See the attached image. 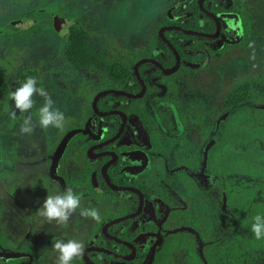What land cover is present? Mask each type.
<instances>
[{
	"label": "rangeland",
	"instance_id": "1",
	"mask_svg": "<svg viewBox=\"0 0 264 264\" xmlns=\"http://www.w3.org/2000/svg\"><path fill=\"white\" fill-rule=\"evenodd\" d=\"M170 1L0 0V229L4 227L3 223L12 222L14 225L10 231L29 232L33 240H41L57 223L46 222L37 210L47 194L72 188L77 194H82L81 208L64 226L70 235L66 234L63 239L87 243L85 237L90 232L93 219L80 215V212L86 205L92 206L95 200L92 192H84L82 187L76 185L75 188L70 183L74 179L82 180L87 173L88 165L82 158L84 147L74 142L72 146L76 143V150L70 147L64 152V148L79 130L86 128L87 132L98 136L109 129L110 124L91 114L90 104L102 87H121L125 82L110 77L109 65L118 54L122 55L127 50L135 52L141 47L159 25L164 10L177 22L194 23L195 16L190 10L192 0H181L175 5ZM214 3L228 6L234 1L209 2L210 5ZM243 6L250 19L251 32L242 44L224 54L198 55L199 68L186 66L169 77L174 83V93L158 76H150L149 88L142 98L152 125L158 128L161 153H165L161 156L164 170L158 187L167 195V201L163 203L159 197L147 200L139 218L129 228L130 231H139L136 236L138 244L142 245L139 258L144 247L161 235L158 227L161 220H157L155 212L162 216L169 210L194 211L199 219L197 230L180 226L178 217L165 232L189 231L201 254L205 242L211 240L218 244L232 234L235 220L223 218L222 212L227 210L225 195L219 190L221 186L214 184V176L204 170V159L197 173L187 163L196 162L200 127L216 121L220 113L225 116L224 102L232 85L242 81L243 84L246 82L245 87L251 86L254 91L258 89L255 106L264 108V0H248ZM235 13L236 9L223 8L220 17L225 28L223 36H237L239 28ZM63 21L68 26L66 35L56 28ZM202 22L200 19L196 21L199 25ZM223 36L201 43L208 49L219 48ZM194 41L197 40L179 39L180 43ZM250 43L252 47H249ZM87 46L99 55L93 54ZM253 52L255 59L250 58ZM29 76L37 79L38 86L51 96L54 107L63 112L65 123L62 129H42L39 126L38 109L44 101L38 95L33 97L35 103L29 113L15 110L8 93ZM174 101L180 103L182 115ZM127 103L129 101L114 102L112 107L126 109ZM12 111H16L15 120L9 116ZM161 114H165L166 121L161 119ZM27 115H31L36 126L31 134H21L20 125ZM260 118L264 119V115ZM248 121V115L240 119L242 124ZM127 124L128 128L115 145L134 147L146 154L151 150L146 137L147 127L135 118H130ZM181 136L191 141L192 146L180 143L178 139ZM206 149L207 146L203 152ZM136 154L122 153V158L131 164H141L142 159ZM180 169L192 174L197 188L195 193L190 194L179 182L177 170ZM258 170L264 174V161L258 164ZM125 173L129 178L135 176V171L125 170ZM260 177L261 174L250 177L245 172L238 173L228 188L235 187L238 193L250 194L254 201L261 200V191L257 187L252 190ZM94 180L97 191L101 193L96 175ZM114 207L118 209L120 204L117 202ZM152 217L158 225L155 231L148 233L145 230L146 227L152 228L149 224ZM148 257L146 252L138 264H147ZM106 263L110 264L109 260ZM170 264H186V251L177 249ZM243 264H264V247L243 259Z\"/></svg>",
	"mask_w": 264,
	"mask_h": 264
},
{
	"label": "flooded vegetation",
	"instance_id": "2",
	"mask_svg": "<svg viewBox=\"0 0 264 264\" xmlns=\"http://www.w3.org/2000/svg\"><path fill=\"white\" fill-rule=\"evenodd\" d=\"M179 1H181V0H171L169 3H171L172 5H175ZM198 1L199 0H192L193 4H192V7L190 9L191 12L195 16V21H194L193 24L186 25V24H182L180 22H177L170 13H168V12H166L164 10L163 13H162L161 21L164 19V15H167L174 22V24L160 25V23H159V25L156 28H157V31L159 33V29L161 27H165L163 29V34H164V31L167 30V29H178V30L183 31L184 33H186V32L183 29H190V30L198 31V33L194 32V33H186V34H193L195 36H204L205 38L187 37L186 39L195 38L197 41H194L193 43H181V44H183L185 46H192V45L199 46L201 48V51H198V52H195V53H191V55H188L185 58H181V56H180V54L178 52V54L180 56L179 65L174 71H172L171 73H168V74L164 73L162 71V69L157 64H155V63H153L151 61H144L142 63L150 62V63L156 65L161 70V72L164 75H169V77H170L172 74L176 73L179 69H181L183 67H186V66L187 67H191V68H199L200 67V63L197 62V60H196V57L198 55H203L204 57H206V56H209V55L224 54V53L228 52L232 47L242 44L247 39V37L250 35V32H251V30H250L251 29V27H250V19L247 16V14L243 11V7H244L243 5L248 0H233L234 3L233 4H229L228 6H225L222 3H219V4L218 3H214L213 5H210L209 2H211L213 0H203L202 1V4H203L204 8L206 10H208L209 12L213 13L218 18V22H219V30L218 31H217V22H216L215 18L212 15H210L209 13H207L204 9H202L200 7V4H199ZM205 1H206V6L204 5ZM195 2L198 4L199 8L201 10H203V12H205L207 15L212 17L213 22H214V29L211 30V28H212L211 22L208 19H205V18L201 17V15H199V13L196 11ZM224 7H226V9H229V10L236 9V13L235 14H236V18L238 20V28H239V32H238L236 37H232L231 38L230 36H227V35L223 36L222 32L225 31V28L223 26V22H222L220 17H221V13H222V10H223ZM197 19L202 20L203 24L202 25L197 24L196 23ZM243 24H245V26L247 27L246 33L244 31ZM174 26H180L181 29L180 28H176ZM153 31H152V33H153ZM152 33H151V35H152ZM204 33L214 34V36L206 35ZM228 34H230V33L228 32ZM150 36H149V38H150ZM222 36H223V38H222L223 43H222V45L219 48H210V49H208V48L204 47L203 43H201V41L203 42L204 40H206V41H215V40H217L216 39L217 37H222ZM180 37H182V36H178L177 37V42L178 43H179ZM149 38L147 39V41L149 40ZM161 38H162V36H161ZM166 38L170 41V39L168 37H166ZM182 38H185V37H182ZM170 42L175 47L174 43L172 41H170ZM225 44H229V47H228L227 50H225L223 52H216V53H211L210 52V50H212V49L213 50L214 49L218 50V49L222 48ZM141 47H139V48H141ZM202 49H203V51H202ZM130 52H133V51H130ZM160 52L161 51H159V50H155L153 52V55H157ZM172 52H173V50H172ZM141 58H144V57H141ZM141 58H139V59H141ZM148 58L155 59L156 61L161 63L155 57H148ZM136 62L133 64V72L135 74L136 79L138 80V82L140 84V89L137 92H130V91L125 89L124 86H126L128 83H130L129 76L124 77V76H126V74L122 75V77H118V78H114L110 74V77L112 79H116V80L123 79L125 82L122 84L121 87H116L115 88V87H107V86H105V87H102L100 90H98V92H100L102 90H105V89H115V90H122V91H125V92H128V93H134V94L140 93L141 90H142V85H141V83H140V81H139V79H138V77L136 75V72H135L134 65L136 64ZM142 63H140L137 66L138 74L141 77V79L143 80L144 85H145L144 90L141 92L140 95H138V96H128L126 94H122V93H118V92H108V93H116V94H121V95H124V96H127V97L140 98L142 103H143V105H144V108L147 111V108H146V105L144 103V100H143L142 96L144 95V92L149 88L150 76L151 75L158 76V75L153 73V69L154 68H153V66L149 65L144 71L147 74V82H146V80L143 78V76L139 72V66ZM175 64H176V57H175L174 64H172L170 66H164L161 63V65L163 67H166V68H171ZM191 64H193V65H191ZM194 64L196 66H194ZM158 77H159V79H161L160 76H158ZM169 77H168V81H170L172 83V87H170V88L164 82L163 79H161V80L164 82L166 87L170 91H172L174 93L175 92L174 83H173V81L170 80ZM96 94H95V96H96ZM105 94H107V93H105ZM94 97H93V100H94ZM99 98L96 101V106H97L98 110L105 111V112L111 111V112L107 113V114H104V115H101V114L97 113L94 110V108H93V100H92V102L90 104L91 114L94 115V116H97V118L99 120H103L107 124H110V127H109L108 130L102 131V134L98 135V136H94L95 134L93 132L89 133V132H87L86 128L85 129L83 128L84 130H79L78 132H76V136H74L73 138H71L67 142V144H66V146L64 148V152L69 150L70 147H73V149L71 148L72 150H76V143L72 146V144L74 142L79 143V147H84L83 148V152H82V158H83L84 163L88 165L87 173L85 174L83 179L82 180L74 179V180H71L70 183L75 188H76V185H78L79 187H82L84 192L86 191L89 194H90V192H92L94 200H95V203L92 204V206H90V207H87V205H86L85 209L96 208V209H98V212H101V211H104L108 207L112 211H115V212L119 211L123 207H130L131 206V204L133 202V199H135L134 194L132 192H135L137 194L138 201H137V205H136L135 210H132L130 212L123 213V214L114 216L112 218H109V219L105 220L100 225L99 228H97V226H96L97 221H95L93 219V221H92L93 223L90 224V225H92L91 229L89 227L90 232H88L86 237H85L88 241L85 244L83 254L78 256L77 259L75 258L72 261V264H91L90 262H88L86 257L90 261H92L94 264H107L106 260H109L110 264H138L141 261V259L145 256L146 252L149 253L147 264H152L154 256H155V253H156V250H157V248L159 247V245L163 241V236L164 235H170V234H172V235L173 234H185L187 238L192 239L194 241V243H195V249H196L197 253L202 258V260L207 264V260H206L204 254H203L204 250L206 249L207 244L211 243L212 245L213 244L214 245H218V244H222L223 242L218 243V244L216 242H214V241H211V240L205 242V248L203 249V252L201 254L197 250V246H196V242H195L194 238L190 234H188L189 231H184V232L183 231H181V232L177 231V232H171V233L165 232V230H167V228H168V225H170V223L172 221L178 219V217H179L178 221L180 223V226H184V227H188V228L197 230L198 229V224H199V219H198L197 215L195 214V212L192 211V210H189V209L169 210L166 214H163L162 216L157 215L156 212L154 211L156 218H158L157 220H161V222H160V224L158 226V227H160L161 235L158 236L155 240H153L150 243L149 246H145L144 247V249H143L144 253L139 258V251H140V248L142 246V245L138 244V242L136 240V236L139 233V231L138 230L136 232L135 231H130L129 228H130V226L134 225L135 221L139 218L140 214L143 211V208L145 207V204H146L147 200L151 199L152 197H159L163 203H165L167 201V195L165 193L161 192L160 188L158 187V182H159L160 177L162 175V172L164 170V162H163L164 159L162 157L165 155V153H161L162 149L160 148L161 142L159 140L158 128L154 127L152 125L148 111H147L148 112V116L146 117V121H147V124H146L145 120L140 119L137 115L132 114L129 111L130 107L133 106V103L129 99L109 100V101L106 102V106L108 108L107 109H100L98 107V105H97V102H98ZM125 101H129V104L127 103L128 104V106H127L128 108H126V109L123 108V109H119V110L117 109L116 110L115 108L112 107V104L114 102H118V103L122 102V103H124ZM174 104L176 105V108H177L179 114L182 115V111H181V108H180V103L177 102V101H174ZM189 110H193V109L190 108ZM111 114H118L120 116L119 127H118L117 131L114 134L109 135L108 137H105V133L109 132V130L113 126V123H114L113 121L114 120L113 119L104 120L102 117L106 116V115H111ZM122 115L125 116V120H124V124H123L122 130L119 132L120 126H121L122 121H123ZM246 115H248L249 119H250V115L249 114H246ZM160 116H161L162 120H164V121L167 120V117L165 116V114H161ZM244 116H242V117H244ZM225 117H226V114L224 116L222 113H220L218 115L216 121H214V122H212V123H210L208 125H211V124H215L216 125V124H218V122L221 119H224ZM242 117H240L238 119L239 123H240V119ZM130 118H135V119L139 120L142 123L143 127H147L146 137H147L148 142L151 144V150L148 151V152H145L146 154H142L141 152H139V151H141L139 149L135 150L134 147H128V146H125V145H120V146L119 145H115L116 141L119 139V137L121 136L122 132L125 131L128 128L127 122L130 120ZM208 125L206 124V125H203L202 127H205V126H208ZM202 127H200V145L196 149V159H195L196 162H193V163L192 162H188L187 165L189 166V168L194 169V171L197 173L200 170L201 162L204 159V164H205V169L204 170L206 171V173L214 176V184H216L217 186H221V187H219V190L221 191V193L223 195H225L224 194V189H225L224 184L227 183L228 187H229V184H230L231 180L238 173L230 175L227 178V181L225 182V180H223V179H218L216 174L210 172L207 169L206 162H205V157H206V154H207V151H208V148H209L210 144L214 141V138H212L207 144H202L201 143V128ZM150 128H153L154 130L157 131L154 141H152L150 139V137H149L148 130ZM183 139L186 140L187 142H183L182 141ZM107 140H109V141H107ZM178 140H179L180 143L186 145L187 147H191L192 146V142L189 141L185 136H181ZM108 145H110V146H108ZM106 146H108V147H106ZM205 146H207V149H206L205 152H203V148ZM114 148H117V150H114ZM199 151H202V155H203L202 159L199 157ZM112 153H114V155ZM122 153L129 154V155H133L134 153H137L136 156H139L138 158L142 159V163L141 164H131L130 161L124 160L122 158ZM157 154H159V155H157ZM103 156H107V159H105L99 165L96 162V160L99 159L100 157H103ZM106 163H107L106 173H107V176H108L109 180L111 181V183H113L115 185H118V186L119 185L133 186L136 189H138L140 191V193L142 194V206H141V209L139 210V212L136 215L127 216V217L122 218V219H120L118 221L110 223L106 227V232H105L103 230V226L106 223H108L110 220L115 219L117 217H122V216L128 215V214H130L132 212H135L137 210L138 206H139V203H140V195H139L138 191H136L134 189H113L106 182L105 177H104L103 172H102V167ZM114 163H116L115 168H113L111 170V172H108L109 166H111ZM150 166L153 167V175L150 178V180H148V178L146 176H142V173ZM125 170H131L132 172L135 171L134 178H129L126 175ZM90 172H91V174H89ZM94 175H96V177L98 179V182L100 183V189H102L101 193L102 194H107L106 204L98 203L97 200H96V197H97L96 194H101V193L99 191H97V188L95 186ZM111 175H113L118 180L119 183H115L114 181H112ZM177 178H178L179 182L181 183V185L190 194H193V193L196 192L197 188H196L195 180L193 179L192 174H189L184 169H180V170H177ZM138 180H142L144 182H149L147 184V187L149 189L148 194H145L144 191L142 190V188L138 186V184H137ZM183 180H185L186 182H188L190 184V188H187L184 185ZM103 182L107 186H105ZM120 182H122V183H120ZM90 183L93 185V189L91 188ZM254 186H255V183H254ZM232 188L235 189V187H232ZM235 190L238 193L237 189H235ZM257 190H260V189L258 188ZM125 191H131V192H125ZM238 194H241V193H238ZM260 195H261V192H260ZM249 196L252 198V195L249 194ZM225 199H226V196H225ZM252 201L256 202L253 199H252ZM258 201H264L263 196H262V199L258 200ZM117 202L120 204V207L118 209H116L114 207L115 203H117ZM224 206L227 209L226 202H225ZM186 212L189 213V215L191 217H194L196 219V226L195 227H192L190 225H186L183 222V220H185V218H186V215H185ZM222 216H223V218L228 219V220L230 218H233L235 220V222H234V224L232 226V234L229 236V237H232L233 234H234L233 232L236 230L238 222H237L235 216L228 209L222 212ZM88 218L90 220L92 219L90 217H88ZM128 219H131V220L129 221ZM156 221H155L154 217L150 218L149 224L152 225V228H151V226L150 227H146L145 231L148 232V233L155 231L156 228H157V225H158V224H156ZM119 222H120V224L118 226L117 224ZM2 225L4 227H2V229H0V264H56L58 254L52 248V243L56 239H63V238L65 239V235L66 234L68 236L70 235L69 232H67L65 230L64 226L56 224L55 227H53V229H51L49 233H46L44 235L45 236L44 238H42L41 240H33L30 237V233L29 232L28 233L27 232L17 233V232H14V231L13 232L10 231V230H12V228H10V227H12L14 225V223H12V222H9L8 224L7 223H3ZM73 231H74V229H73ZM73 236H75V234H73ZM229 237H227V238H229ZM123 245L127 246L128 249H125L123 247ZM180 248H183L186 251V264H187L188 255H187V249L185 247H177V248H175L174 251L170 254V256H169V258L167 260L168 264H170L171 256L173 255V253L177 249H180ZM260 248H263V247L255 248L254 251L252 252V254H254L256 252V250L260 249ZM92 251H101L103 253L109 254L110 256H108V255H100L97 258L99 260V262H100L99 263V262H96V260H94L92 258V256H91V252ZM125 256H129V257L126 258Z\"/></svg>",
	"mask_w": 264,
	"mask_h": 264
},
{
	"label": "trees",
	"instance_id": "3",
	"mask_svg": "<svg viewBox=\"0 0 264 264\" xmlns=\"http://www.w3.org/2000/svg\"><path fill=\"white\" fill-rule=\"evenodd\" d=\"M204 5L206 6V1L204 2ZM195 9L201 17L208 19L211 22V30L214 29L212 17L203 12L196 2ZM168 24H174V22L167 15H164V19L160 22V25ZM243 27L246 33L247 27L245 24H243ZM164 35L174 43L181 58H185L186 56L191 55V53L201 51V48L195 45L185 46L180 42L178 43V36L185 38H205L204 36L186 34L178 29H167L164 31ZM228 47L229 44H225L222 48L218 50L212 49L210 52H223L227 50ZM87 48L93 54L99 55L88 46ZM155 50H159L161 52L157 55H153ZM100 56L105 58L103 55ZM141 57H155L164 66H170L175 62L174 53L167 43L161 38L156 28L149 40L141 48L137 49L134 53L127 51L125 54H118L109 65V73L112 77L118 78L125 74L129 76L130 83L124 87L130 92H137L140 89V84L133 72V64ZM149 65L153 66L154 74L160 76L169 88L172 87V83L168 81L169 75H164L156 65L150 62L142 63L139 66V72L146 82L147 74L144 71ZM244 84L242 81H239L232 85V90L229 92L224 102V113L226 114V117L221 119L216 125L211 124L201 128V143L207 144L212 138H214V141L208 148L205 162L207 169L216 174L218 179H223L226 182L227 178L235 173L245 172L250 177H258L261 174L258 183L255 184V186H252V190L254 191V188L256 187L257 189L259 188L261 190V195L264 198V174L258 170V164L261 161H264V119L260 118L261 115H264V108H257L255 106V100L258 98L257 91L258 93L260 91L256 88V91H254L251 86L245 87ZM123 99H129L133 103V106L130 107L129 111L132 114L137 115L140 119L145 120L147 124L146 117L148 116V112L144 108L140 98L127 97L116 93H107L99 98L97 105L100 109H107V101ZM246 114L250 115L249 121L246 124L239 123L238 119ZM102 118L104 120H114L113 126L109 132L105 133V137L114 134L119 127L120 116L118 114H111L103 116ZM148 133L150 139L154 141L157 131L150 128ZM73 137L74 136H71V138ZM182 141L187 142L184 139ZM114 150H117V148H114ZM199 157L201 159L203 158L202 151H199ZM105 159H107V156L100 157L96 160V162L100 165ZM115 166L116 163L109 166L108 172H111ZM152 175V166L148 167L142 173V176H146L148 180H150ZM111 179L115 183H119L113 175H111ZM183 182L187 188H190V184L188 182L185 180H183ZM148 183L149 182H144L142 180H138L137 182L138 186L142 188L145 194H148L149 192L147 187ZM104 185L107 186L105 183ZM90 186L93 189V185L91 183ZM224 187L226 207L235 216L238 224L232 237L227 238L222 244L212 245L211 243H208L203 254L207 260V264H243V259L251 255L255 248L264 247V239L257 240L251 231V225L254 222L253 217L257 214L264 217V201L253 202L249 195L238 194L235 189H229L227 183L224 184ZM132 193L134 194L135 199H133L130 207H123L116 212L107 207L104 211L99 212L101 220L100 222H97V228H99L100 225L109 218L135 210L138 197L135 192ZM96 195L98 203L106 204L107 194L101 193ZM92 209L98 210L96 208ZM185 215L186 218L183 222L186 225L195 227L196 219L191 217L187 212ZM128 220L130 221L131 219ZM119 224L120 222L117 225L119 226ZM123 247L128 249L125 245H123ZM177 247H185L187 249V264H206L197 253L194 241L187 238L185 234L164 235L162 243L156 250L152 264H168L167 260L170 254ZM100 255L110 256L109 254L101 251L91 252V256L94 260H96V262H99L97 258Z\"/></svg>",
	"mask_w": 264,
	"mask_h": 264
},
{
	"label": "clouds",
	"instance_id": "4",
	"mask_svg": "<svg viewBox=\"0 0 264 264\" xmlns=\"http://www.w3.org/2000/svg\"><path fill=\"white\" fill-rule=\"evenodd\" d=\"M249 47H252L251 43ZM255 59V54L250 57ZM43 98V104L38 109V124L42 129L55 127L62 129L65 123L63 112L54 107V101L49 93L38 86L37 79L27 77L24 82L20 83L14 90L8 93V97L13 102L15 110L21 113H29L34 107V96ZM11 119H16V111L9 113ZM31 115L25 116L21 125V134H31L35 129ZM82 194H77L72 188L58 191L54 194H47L42 205L39 207L38 215L43 217L48 223L55 221L57 224L66 226L71 215L81 208ZM80 215L90 217L100 222L101 216L98 210L83 209ZM251 231L257 240L264 239V217L257 214L253 217ZM84 243L77 239H56L52 243V248L58 254L56 264H72V261L83 254Z\"/></svg>",
	"mask_w": 264,
	"mask_h": 264
},
{
	"label": "water",
	"instance_id": "5",
	"mask_svg": "<svg viewBox=\"0 0 264 264\" xmlns=\"http://www.w3.org/2000/svg\"><path fill=\"white\" fill-rule=\"evenodd\" d=\"M202 1L203 0H199L198 2H199V4H200V7L202 8V9H204L207 13H209L210 15H212L214 18H215V20H216V22H217V31L219 30V22H218V18L213 14V13H211V12H209L208 10H206L205 8H204V6H203V4H202ZM174 27H176V28H180L181 29V27L180 26H174ZM56 28H58V30L61 32V34L62 35H66L67 33H68V27H67V24H66V22H62L61 23V25L60 26H58V25H56ZM165 27H161L160 29H159V34L162 36V38L167 42V44L170 46V48L173 50V52H174V54H175V57H176V64L173 66V67H171V68H166V67H163L162 65H161V63H159L158 61H156L155 59H152V58H148V57H144V58H141V59H139L137 62H136V64L134 65V68H135V72H136V75H137V77H138V79H139V81H140V83H141V85H142V90H141V92L144 90V87H145V85H144V82H143V80L141 79V77L139 76V74H138V70H137V66L140 64V63H142V62H144V61H151V62H153V63H155V64H157L161 69H162V71L164 72V73H171L172 71H174L177 67H178V65H179V62H180V56H179V54H178V51L176 50V48L173 46V44L164 36V34H163V29H164ZM186 33H198V31H194V30H190V29H183ZM204 34H206V35H210V36H214V34H207V33H204ZM191 65H193V64H191ZM194 66H196L195 64H194ZM108 92H118V93H122V94H126V95H128V96H138V95H140L141 94V92L140 93H138V94H134V93H128V92H125V91H122V90H115V89H105V90H102V91H100V92H98L97 94H96V96L94 97V100H93V108H94V110L97 112V113H99V114H101V115H104V114H107V113H110L111 111H108V112H105V111H100V110H98V108H97V106H96V101H97V99L101 96V95H103V94H105V93H108ZM122 117H123V121H122V124H121V126H120V129H119V132L122 130V128H123V124H124V120H125V116L124 115H122ZM118 132V133H119ZM117 133V134H118ZM116 134V135H117ZM110 140V139H109ZM109 140H107V141H109ZM106 141V142H107ZM113 155H114V153H112ZM106 166H107V163L106 164H104V166L102 167V172H103V175H104V177H105V180H106V182L113 188V189H134V190H136V191H138L139 192V195H140V203H139V206H138V208H137V210L135 211V212H132V213H130V214H128V215H125V216H122V217H117V218H115V219H112V220H110L108 223H106L104 226H103V230L106 232V227L110 224V223H113V222H115V221H118V220H120V219H122V218H125V217H127V216H133V215H136L138 212H139V210L141 209V206H142V194L140 193V191L138 190V189H136L135 187H133V186H126V185H115V184H113V183H111V181L109 180V178H108V176H107V173H106ZM133 247V246H132ZM86 257V256H85ZM126 258H128L129 256H125ZM86 259L88 260V262H90L91 264H94L92 261H90L87 257H86Z\"/></svg>",
	"mask_w": 264,
	"mask_h": 264
}]
</instances>
